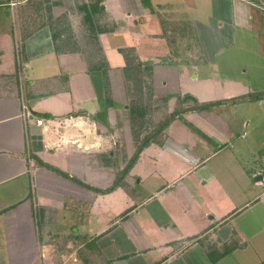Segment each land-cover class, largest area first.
Masks as SVG:
<instances>
[{
	"label": "crops",
	"instance_id": "0c3cea01",
	"mask_svg": "<svg viewBox=\"0 0 264 264\" xmlns=\"http://www.w3.org/2000/svg\"><path fill=\"white\" fill-rule=\"evenodd\" d=\"M103 3L0 0V228L31 235L39 264L77 251L87 264H264V99L178 115L97 191L179 97L264 93V0H218L230 40L190 70L141 31L153 8Z\"/></svg>",
	"mask_w": 264,
	"mask_h": 264
},
{
	"label": "rangeland",
	"instance_id": "374dc122",
	"mask_svg": "<svg viewBox=\"0 0 264 264\" xmlns=\"http://www.w3.org/2000/svg\"><path fill=\"white\" fill-rule=\"evenodd\" d=\"M140 1L144 8H153L155 13L149 23L143 25L142 29L137 26V30L141 29L143 32L148 27H153L158 32H161L162 36L159 40L160 47L158 52L161 54L160 56L163 61H166L165 59L169 56H174L175 59H179L177 60V64L185 70H190V63L186 62H190L191 56L200 53L204 54V51L208 55H211L215 49L220 48L230 40V36L227 33L223 37L220 35V27H218L219 23H217V16L219 14V10L217 9L218 0H154L155 3H158V7L152 0ZM115 4H118V0H104L99 9L106 6V10L111 12ZM222 12L224 16L230 14V11L226 8ZM114 17H117L119 20L117 15H114ZM111 24L109 22L107 27L109 28ZM224 30L226 31L227 28H224ZM190 48L191 51H189ZM129 70H132V66ZM158 71L162 76L167 73L171 76L176 74V69H172V71L158 69ZM190 74L187 75V80L191 76H194L193 73ZM164 118L166 116L160 120ZM168 129L167 127L164 131L166 132ZM31 237V235L29 236L20 231L13 232L9 230L7 233L1 227L0 264H39L42 257L38 248H35L34 244H32ZM92 246L95 248V242H93ZM85 251L86 249L82 254ZM67 253L71 254V252ZM79 259L81 260L79 261ZM52 263L63 264L61 259L60 262L52 261ZM68 264H87V261H83L82 255L80 258L77 251L76 254L71 256Z\"/></svg>",
	"mask_w": 264,
	"mask_h": 264
},
{
	"label": "trees",
	"instance_id": "16d2710c",
	"mask_svg": "<svg viewBox=\"0 0 264 264\" xmlns=\"http://www.w3.org/2000/svg\"><path fill=\"white\" fill-rule=\"evenodd\" d=\"M98 31H101V29L99 28ZM103 65L107 66L106 62ZM107 98H108V102H111L108 95H107ZM261 99H264V93H250V94L243 95V96L236 97V98H232V99L214 101V102H208V103H199L196 98H194L193 96H190V95H185L183 97H179L178 98V107L171 114L166 116V118L160 120L157 123V125L153 129L150 130L149 133H146L143 136V138L140 139L139 137L138 138L135 137V146L136 147H135L134 154L129 159L127 165L122 170L119 171L115 183L111 187L106 189V190H98L97 189V191L98 192H102V193L109 192V191L114 190L119 184H121L123 178L129 173L131 168L138 161V159L140 157V154L143 151V149L147 145H149L151 142L156 140L158 135H160L165 130V128H167L169 126V124L178 115H180V114H182V113H184V112H186L188 110H192V109L198 110V111L209 110V109L213 108L214 106H217V105H220V104H223V103H226V102L234 103V102H240V101H245V100H251L252 102H254V101L261 100ZM190 102H191V104L189 105ZM139 112L140 111L138 110L137 107L134 106V107L131 108L132 123L134 122L132 127L134 128V130H136L138 128V126H139V123H138V125L135 124V123H137L136 122L137 121V117L139 118V115H140ZM40 164L42 166H44L45 168L50 169V170L58 173L59 175H62L64 177H66V178H69V175L67 173L63 172L62 170H60V169H58V168H56L54 166L48 165V164H46V163H44L42 161H40ZM71 179L74 180V181H77L74 178H71Z\"/></svg>",
	"mask_w": 264,
	"mask_h": 264
},
{
	"label": "built area",
	"instance_id": "2783aa9c",
	"mask_svg": "<svg viewBox=\"0 0 264 264\" xmlns=\"http://www.w3.org/2000/svg\"><path fill=\"white\" fill-rule=\"evenodd\" d=\"M14 4V3H11ZM32 116V113L30 111V108L26 103L22 104V117L25 121H27ZM71 118V117H70ZM45 122V119L43 118H36V124L38 126H42ZM75 253H71L68 255H65L63 258V264H68V262L71 260V256H73ZM44 264H53L52 262H45Z\"/></svg>",
	"mask_w": 264,
	"mask_h": 264
}]
</instances>
